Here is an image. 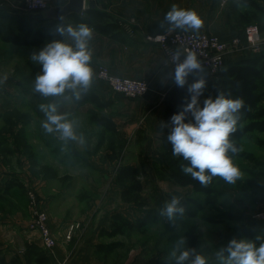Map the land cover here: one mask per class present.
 Listing matches in <instances>:
<instances>
[{"label": "rangeland", "instance_id": "374dc122", "mask_svg": "<svg viewBox=\"0 0 264 264\" xmlns=\"http://www.w3.org/2000/svg\"><path fill=\"white\" fill-rule=\"evenodd\" d=\"M65 1L56 0L55 6H62ZM102 1L114 3L117 14L130 18L135 25L148 28L149 32L163 33L184 30L170 31L171 25L164 21L165 13L176 4L196 11L203 21L198 31H186L224 39L220 33L231 25L234 28L237 14L244 12L243 7L235 5V0ZM1 3L9 2L1 0ZM43 13L26 14L39 19ZM256 16L260 20L250 24L264 20V16ZM47 24L43 22L40 26ZM236 29L241 30V27ZM149 34L153 35H146ZM88 46L92 52L93 73L102 67L118 76L141 78L149 85L144 96L129 99L112 93L93 75L91 85L96 93L102 99L112 100L110 108L96 112L112 116L117 135L93 125L89 112L94 108L91 105L77 107L70 97L71 92L59 97H43L34 92L35 78L30 75V66L39 64L34 63L31 56L41 48L0 41V223L4 225L9 220L26 223L31 231L36 210L45 212V224L55 242L50 250H45L62 248L55 264H175L171 253L180 237L186 238V247L204 255L207 264H219L216 253L230 240L242 239L238 230L264 212V149L256 142L264 140V132L254 131L240 140L241 151L252 154L262 165L235 158L233 162L241 176L234 184L218 178L213 193L208 196L194 193L190 187H181L170 177V174L180 173L179 169L164 156L160 146L159 136L168 134L169 128L162 127L166 125L160 108L164 90L159 89L157 95L156 90L150 88L151 60L138 57L139 62L126 64L125 57L131 54L126 53L122 44L93 31ZM41 104H56L59 113L67 114L74 123L77 138L64 140L58 132L46 133L41 126L46 119L40 110ZM137 130L146 137L142 143L136 140L139 138ZM120 167L137 168L136 181L118 184L116 176ZM13 178L23 187L5 191L6 182ZM250 180L260 185L256 192ZM136 183L141 190H132L123 197V190ZM172 196L194 199L201 204V209L195 211L193 217H176L169 221L161 215V210ZM32 197L36 204L33 207ZM146 212L151 214L152 220L145 227L113 238L100 236L102 229L109 228L112 214L120 213L134 222ZM90 237L92 248L87 251L83 241ZM259 240L260 244L264 243V232ZM75 258L78 259L74 261Z\"/></svg>", "mask_w": 264, "mask_h": 264}, {"label": "clouds", "instance_id": "9594fccd", "mask_svg": "<svg viewBox=\"0 0 264 264\" xmlns=\"http://www.w3.org/2000/svg\"><path fill=\"white\" fill-rule=\"evenodd\" d=\"M164 21L171 25L170 31L175 28L198 31L203 25L196 11L180 8L176 4L165 13ZM160 27H163V23ZM56 31L65 39L53 40L31 56L32 61L41 66V74L34 81V92L43 97H59L71 92L79 100V90L86 92L93 81L92 52L88 46L92 30L80 24L77 27L59 26ZM179 57L180 52L177 51L175 59L178 61ZM200 71L203 69L197 54L189 51L182 62L176 63L174 83L183 88L189 75ZM205 87L206 81L203 78L188 86L190 99L178 113L171 116L170 125L162 127L169 128L167 139L172 145V155L188 162L186 166H181L184 174L190 175L204 187L211 183L213 177L234 184L241 172L228 155L229 151H239L230 136L237 130L238 114L244 108V101L219 94L215 99H205L203 106H200L199 98ZM39 107L46 117L41 125L46 133L58 132L64 140L77 138L73 121L68 119L67 114L59 113L56 104H41ZM184 212L180 199L173 197L165 204L161 215L173 221L177 215L183 216ZM186 243L184 237L177 240L171 253L175 264H207L206 257L195 248L186 247ZM216 256L219 264H264V243L257 247L254 241L234 238Z\"/></svg>", "mask_w": 264, "mask_h": 264}, {"label": "trees", "instance_id": "16d2710c", "mask_svg": "<svg viewBox=\"0 0 264 264\" xmlns=\"http://www.w3.org/2000/svg\"><path fill=\"white\" fill-rule=\"evenodd\" d=\"M236 5H240L246 10L237 14L238 20L247 25L251 22H257L260 17L257 14H263L264 11L259 7L258 3L253 0H237ZM250 11H253L250 17ZM257 13V14H255ZM249 14V16H248ZM262 15V16H263ZM47 22L45 26H40L41 23ZM80 24L87 25L93 32L104 36L120 44H129L128 38L121 32L118 24L114 18L104 12L94 8H88L81 14H74L67 17L65 20H46L44 18H32L26 13L10 14L6 11L0 10V41L3 43L13 44L16 46H31L42 48L53 40H64L56 29L59 26L65 28L69 25L77 27ZM41 74L40 65L30 66V75L34 78ZM203 78L206 81V87L203 95L199 98L200 106H203V101L207 98L215 99L217 95L223 94L226 98L236 99L240 98L244 101V108L241 109L237 130L231 134L230 140L234 146L239 150L236 153L229 151L228 155L234 160L235 158H243L249 162L257 165H262L261 162L250 153L241 151L240 140L248 133L257 131L264 132V54L253 58L241 59L232 66L224 68L219 73L213 76H197L187 79V83L183 88L172 86L165 94L162 100L163 110L162 119L166 125H170V118L173 114L178 113L184 103L190 99L188 86L196 82L197 79ZM81 92V98L75 99L73 93L70 94L72 102L81 107L84 105H91L94 110L89 112L90 122L103 129L104 131L117 135L118 128L112 116L101 114L96 110L104 111L112 105V100H105L100 98L98 93L93 89L92 85L84 92ZM189 120L191 116L189 115ZM187 122V121H186ZM137 142L142 143L146 137L141 130L136 131ZM168 134H163L159 137L160 146L163 150L164 156L173 161L180 173L170 174L171 179L181 187H190L192 192L208 196L213 193V186L219 177H213L211 183L207 187L194 180L190 175H186L181 171L182 165H187L182 157H174L172 155V145L167 139ZM257 144L264 149V140H256ZM114 158H111V160ZM139 172L135 167H120L117 170L116 182L118 184H125L126 182H135ZM253 185V192H256L260 185L256 180H250ZM22 183L15 178L9 180L5 184V191L14 188H22ZM132 190L139 191L141 186L133 184L126 187L122 192V196L126 197ZM172 197H169L171 201ZM180 199V206L184 207L185 212L183 216L176 217L182 219L183 217H193L195 211L201 209V204L191 198ZM150 213L146 212L142 218H137L134 222L126 220L120 213L111 215V223L108 229H102L100 236L113 238L118 235H123L127 231L140 229L151 222ZM231 219H236L231 217ZM264 232V221H252L249 225L242 226L238 230V236L244 240L254 241L257 247L260 245V240L257 237ZM27 262H34L36 264L46 263L47 260L44 254L34 244L26 246Z\"/></svg>", "mask_w": 264, "mask_h": 264}, {"label": "built area", "instance_id": "2783aa9c", "mask_svg": "<svg viewBox=\"0 0 264 264\" xmlns=\"http://www.w3.org/2000/svg\"><path fill=\"white\" fill-rule=\"evenodd\" d=\"M22 3L24 13H43L54 7L56 0H22ZM128 32L131 35L133 34L130 29H128ZM263 32L264 20L259 23L248 24L243 29L242 38L235 37L230 41L222 40L211 34L193 33L186 30L145 35L144 41L160 49L173 74L176 63L182 62L189 51H194L203 69V71L196 73L205 72L206 75L213 76L225 68V57L228 52L243 48L257 52L263 40ZM177 51L180 52L178 61L175 59ZM94 76L96 80L104 83L112 93L123 95L129 99H137L149 91V85L145 80L118 76L112 74L106 68H96ZM30 204L32 207L36 206L33 197ZM46 218L45 212L36 210L30 229L38 233L43 248L50 250L55 242L45 224ZM254 219L264 221V212L256 215Z\"/></svg>", "mask_w": 264, "mask_h": 264}, {"label": "crops", "instance_id": "0c3cea01", "mask_svg": "<svg viewBox=\"0 0 264 264\" xmlns=\"http://www.w3.org/2000/svg\"><path fill=\"white\" fill-rule=\"evenodd\" d=\"M1 1V0H0ZM9 3H1L0 10L6 11L10 14H20L24 13L21 10V0H18L20 3H15L16 0H7ZM88 2L93 1L95 3V8L100 11H104L110 14L115 22L118 24L121 32L128 38L130 41L129 44H122L123 48L127 50V54H131V56H126L127 59L126 64H134L140 61L138 57H148L151 60V70L153 78H149L151 83L150 88L152 90H156V94H159V89H163L164 91L161 93L162 98L164 94L174 85V74L169 65L166 64L164 56L160 49L156 46L148 44L144 41V36L148 33L158 34L163 33L159 32H149L148 28L143 29L142 26H137L132 23L130 18L123 17L117 14L116 10L113 9L115 7L114 3L105 4L102 0H87ZM258 3L259 7L264 11V0H253ZM67 2V0L65 1ZM237 0H235L236 5ZM240 6V5H237ZM242 7V6H240ZM244 11L246 8H244ZM261 16L263 14H260ZM264 16V15H263ZM224 23H226V17H224ZM236 18V17H235ZM235 23V27L229 25L230 27L224 32L220 33L222 37L220 38L225 41H230L231 38L241 37L243 35V31H241L245 24L242 21L237 20ZM236 29V28H240ZM128 29L133 31V34H129ZM239 30V31H238ZM262 42L259 45V49L257 52H252L250 49L243 48L238 51H230L227 53L225 57V68H228L238 62L241 59L245 58H253L259 55L264 54V32L262 33ZM136 55V56H134ZM205 72L201 73H193L189 75V78L197 77V76H205ZM130 78V77H129ZM138 79V78H134ZM141 79V78H140ZM103 87H106L104 83H100ZM150 89V91H152ZM163 100V99H162ZM162 100L160 104V108L163 110ZM160 137V136H159ZM111 219V218H110ZM5 225V226H4ZM2 225L0 223V264H36L33 261L27 262L26 257V246L30 244H34L39 250H41L44 254L46 263L43 264H55L62 253V248L60 246H56L53 251L48 252L42 247L41 241L38 237L37 232L29 231V227L26 226V223H16L15 221L9 220V222L4 223ZM90 238L83 241L85 250L89 251L92 248V245L89 244ZM78 257V256H77ZM79 258V257H78ZM78 258H75L74 261Z\"/></svg>", "mask_w": 264, "mask_h": 264}, {"label": "water", "instance_id": "95a60500", "mask_svg": "<svg viewBox=\"0 0 264 264\" xmlns=\"http://www.w3.org/2000/svg\"><path fill=\"white\" fill-rule=\"evenodd\" d=\"M93 1L86 2V0H67L64 5L54 6L42 14V18L46 20H60L63 21L67 17L74 14H81L88 8H94Z\"/></svg>", "mask_w": 264, "mask_h": 264}]
</instances>
